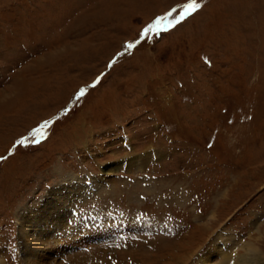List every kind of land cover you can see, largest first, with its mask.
Segmentation results:
<instances>
[{
    "label": "rangeland",
    "instance_id": "obj_1",
    "mask_svg": "<svg viewBox=\"0 0 264 264\" xmlns=\"http://www.w3.org/2000/svg\"><path fill=\"white\" fill-rule=\"evenodd\" d=\"M189 3L0 0L6 264H28L17 212L76 179L79 219L128 237L72 251L53 235L51 264H200L223 234L264 258V0H195L180 20Z\"/></svg>",
    "mask_w": 264,
    "mask_h": 264
},
{
    "label": "bare ground",
    "instance_id": "obj_2",
    "mask_svg": "<svg viewBox=\"0 0 264 264\" xmlns=\"http://www.w3.org/2000/svg\"><path fill=\"white\" fill-rule=\"evenodd\" d=\"M60 173H62V171ZM105 173L109 174V170L105 169ZM70 177H72V175L69 174L67 182L70 180ZM73 178L75 177L73 176ZM76 180V183H72L69 186L64 183L61 184L59 188H55L52 191H49L48 196L39 200L35 207L27 206L28 208L20 209L17 212L18 235L22 257L26 263L51 264V253L43 254L44 251H42L40 248H45V242H51L52 246L56 245L57 243L54 240H51L56 238V236L53 235H59L62 238H65L66 246H68V248H71L72 251L75 247H70L69 244L71 243V241H81V245H84V247H92L89 251H91L95 246L106 248V243H111L109 245L112 246L113 242L117 243L119 241L118 238H115L113 236L110 237V235L107 234L104 236H100L101 234H105L104 232L106 231H112L110 228L115 230L116 228H113L112 224H105V227V225L102 226L97 222L79 219L80 215L78 211H76V200L85 195L90 189L89 185L86 182L82 183L78 179ZM99 181L101 182V180ZM99 181H93L91 189L101 188L102 184ZM71 194H74L73 199L69 197ZM261 222V218L257 217V220L253 224L254 229L260 236ZM88 230L91 232L89 234L90 236H87ZM81 231L83 232V234H85V237H79V240L77 236ZM228 236L229 237L225 239L224 234L218 235V238L216 239L217 241L215 242V244H217L216 252L214 254L209 252L210 260L204 258V260L199 263L264 264V258L261 257L259 249L256 248L253 243H243L241 248L245 249L246 253L243 255H239L235 250L237 244L235 243L233 235L228 234ZM56 239L58 240L59 238ZM42 242L44 243L42 244ZM60 245L61 244H57V246L53 247V249H58L59 251H61L60 255H62L64 254L65 250H61ZM215 257L217 258L216 262L214 261ZM0 264H6L5 259L2 258L1 255Z\"/></svg>",
    "mask_w": 264,
    "mask_h": 264
},
{
    "label": "snow or ice",
    "instance_id": "obj_3",
    "mask_svg": "<svg viewBox=\"0 0 264 264\" xmlns=\"http://www.w3.org/2000/svg\"><path fill=\"white\" fill-rule=\"evenodd\" d=\"M200 7L199 4L195 3V0H193V3H189L185 6V10L183 14L180 16V20L185 19L187 16H189L192 12H194L196 9ZM169 16L172 15V13H168ZM166 19V17H159L155 21L153 25H149L147 28L144 29L142 35L147 36L150 31H155L157 34L162 30L160 28L161 22ZM175 23H179L177 20L169 21V26H173ZM134 45L129 44L128 47L131 48ZM80 95H83V92L80 93ZM17 143H22V141H18Z\"/></svg>",
    "mask_w": 264,
    "mask_h": 264
},
{
    "label": "water",
    "instance_id": "obj_4",
    "mask_svg": "<svg viewBox=\"0 0 264 264\" xmlns=\"http://www.w3.org/2000/svg\"><path fill=\"white\" fill-rule=\"evenodd\" d=\"M42 128V127H41Z\"/></svg>",
    "mask_w": 264,
    "mask_h": 264
}]
</instances>
